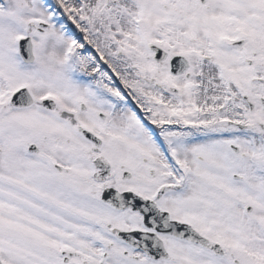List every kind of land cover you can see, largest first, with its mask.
I'll return each mask as SVG.
<instances>
[{
  "label": "snow or ice",
  "instance_id": "6c2138e0",
  "mask_svg": "<svg viewBox=\"0 0 264 264\" xmlns=\"http://www.w3.org/2000/svg\"><path fill=\"white\" fill-rule=\"evenodd\" d=\"M0 264H264V0H0Z\"/></svg>",
  "mask_w": 264,
  "mask_h": 264
}]
</instances>
